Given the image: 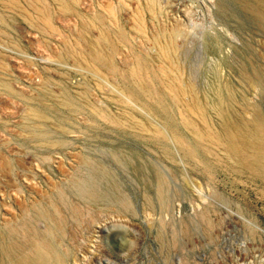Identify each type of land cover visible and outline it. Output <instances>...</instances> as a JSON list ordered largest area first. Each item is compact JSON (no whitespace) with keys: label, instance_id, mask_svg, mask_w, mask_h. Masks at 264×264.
<instances>
[{"label":"rangeland","instance_id":"1","mask_svg":"<svg viewBox=\"0 0 264 264\" xmlns=\"http://www.w3.org/2000/svg\"><path fill=\"white\" fill-rule=\"evenodd\" d=\"M45 1H0V264H264V0Z\"/></svg>","mask_w":264,"mask_h":264},{"label":"bare ground","instance_id":"2","mask_svg":"<svg viewBox=\"0 0 264 264\" xmlns=\"http://www.w3.org/2000/svg\"><path fill=\"white\" fill-rule=\"evenodd\" d=\"M7 8H11V9H14V10H17L18 12L21 13V15L24 17V19L29 22L31 25L37 27V29H40V30H43L44 32H55V28L51 22V17H50V11L48 9V6H47V3L45 0H27L28 2V6L27 8H23L17 0H0ZM60 8H62L63 10L65 11H71V7L76 4V0H53ZM147 3V9L148 11L151 12V14L155 13L156 12V6H155V2L154 0H146L145 1ZM160 4V3H159ZM137 15H136V29H137V33L140 35L141 33V36L144 34L143 31H144V28H145V21L142 19L143 17H141V13L139 10H137ZM159 11V10H158ZM106 13L108 15V18L111 22L113 23H116L117 22V14L113 11V9H111L110 7L108 9H106ZM138 13L140 15H138ZM96 19V18H95ZM118 25V24H117ZM135 29V28H133ZM47 32V33H48ZM145 32V31H144ZM0 36H3L2 33H0ZM144 36V35H143ZM146 36V34H145ZM159 37V36H158ZM161 39V37H160ZM165 40V38H164ZM157 41V40H156ZM159 44H161L162 42L160 41H157ZM156 42V44H157ZM164 43H169L168 40L164 41ZM159 46V45H158ZM163 46V45H162ZM94 48V47H93ZM160 48V47H159ZM11 49V48H10ZM5 51H8V49L4 48ZM96 50V49H95ZM11 52V51H10ZM69 52V51H68ZM76 52V51H74ZM78 53H80L79 51H77ZM162 52V51H161ZM174 52V51H173ZM1 54V53H0ZM17 54V53H16ZM162 54H164L167 58V60L169 61L170 65L172 66V68L176 67L175 66V63H174V59H172L173 61H171V58H170V50L168 48L164 49L163 48V52ZM21 55V57H24V58H28L26 55L25 56V53L23 54H19ZM18 55V56H19ZM80 55V54H79ZM163 55V56H164ZM84 56V54H83ZM81 57V55H80ZM86 58V57H85ZM165 58V57H164ZM165 58V59H166ZM31 59V58H29ZM74 59V58H73ZM82 59V58H81ZM84 59V58H83ZM87 60V59H86ZM0 69H5V65H4V62L2 61L1 59V56H0ZM2 71V70H1ZM170 71V70H169ZM179 80V79H178ZM0 86L6 88L7 90H10V87L8 86L7 83H5V81L1 80L0 79ZM170 88V87H169ZM6 90V91H7ZM188 89H183L182 90V93L183 94H187L188 93ZM190 92V91H189ZM120 93V92H119ZM122 93V92H121ZM124 95V93H122ZM126 96V95H125ZM187 98V97H186ZM136 106V105H135ZM188 109L191 111V112H196L199 111L200 114H203V112L201 111V108L197 105V104H190L188 106ZM31 114L32 116H36L38 117L41 122L39 123H43L42 126H44V122H45V119H46V122L48 119L49 116H47L48 114L36 109V108H32L31 109ZM204 116V115H203ZM51 121V120H49ZM52 121H56L55 119H52ZM51 121V122H52ZM37 123V124H39ZM41 125V124H40ZM42 126H34L31 128L28 126L27 129H28V132L32 134L33 138L35 139H38V140H41V141H45L46 142H52L50 139H49V134H47L45 130V127L43 128ZM142 126V125H141ZM45 129V130H44ZM54 143L55 140H53ZM58 143V142H57ZM3 238V237H1ZM5 241V240H4ZM14 249L13 247L11 246H8L5 248V257L10 260V261H13V260H16L15 256H14ZM21 262V261H20ZM22 262L26 263V264H29L31 263V260L30 258L26 257L24 259H22Z\"/></svg>","mask_w":264,"mask_h":264}]
</instances>
